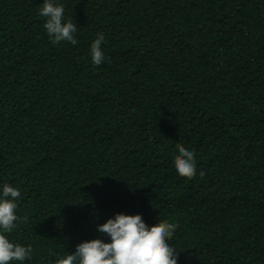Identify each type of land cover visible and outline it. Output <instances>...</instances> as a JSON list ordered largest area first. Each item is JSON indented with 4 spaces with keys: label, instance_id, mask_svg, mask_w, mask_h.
<instances>
[{
    "label": "trees",
    "instance_id": "1",
    "mask_svg": "<svg viewBox=\"0 0 264 264\" xmlns=\"http://www.w3.org/2000/svg\"><path fill=\"white\" fill-rule=\"evenodd\" d=\"M59 2L75 45L51 43L43 0H0V184L21 193L23 264L106 240L116 212L175 223L178 264H264V0Z\"/></svg>",
    "mask_w": 264,
    "mask_h": 264
},
{
    "label": "clouds",
    "instance_id": "2",
    "mask_svg": "<svg viewBox=\"0 0 264 264\" xmlns=\"http://www.w3.org/2000/svg\"><path fill=\"white\" fill-rule=\"evenodd\" d=\"M39 15L45 18L43 27L51 43H77L76 24L65 19L64 5L59 0H43ZM103 42V34H98L90 44L91 61L97 66L106 59L101 47ZM175 151L173 167L176 173L186 178L194 176V151L180 144L176 145ZM20 196L19 188L7 182L0 184V264H23L26 259H31L32 247L14 243L7 235L16 227ZM176 228L177 225L171 222L150 226L139 213L116 212L96 225V231L106 234V240L99 237L81 240L74 251L57 254L52 264H178V250L169 243Z\"/></svg>",
    "mask_w": 264,
    "mask_h": 264
}]
</instances>
